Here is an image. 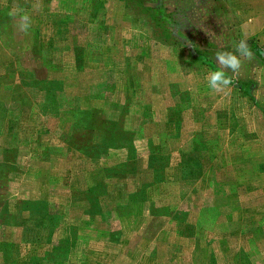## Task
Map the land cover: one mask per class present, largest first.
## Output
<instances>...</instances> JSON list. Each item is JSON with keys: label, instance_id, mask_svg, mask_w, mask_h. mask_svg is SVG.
Returning a JSON list of instances; mask_svg holds the SVG:
<instances>
[{"label": "rangeland", "instance_id": "rangeland-1", "mask_svg": "<svg viewBox=\"0 0 264 264\" xmlns=\"http://www.w3.org/2000/svg\"><path fill=\"white\" fill-rule=\"evenodd\" d=\"M0 264H264V0H0Z\"/></svg>", "mask_w": 264, "mask_h": 264}, {"label": "clouds", "instance_id": "clouds-1", "mask_svg": "<svg viewBox=\"0 0 264 264\" xmlns=\"http://www.w3.org/2000/svg\"><path fill=\"white\" fill-rule=\"evenodd\" d=\"M31 21L27 15L21 17V23L19 28L23 31H27L30 27ZM251 60L253 58V52L246 40H241L235 45V52H216L214 61L219 68L209 74L208 86L215 92H221L225 88L233 85L234 77L229 76L227 71H231L233 74L239 72L242 66V59Z\"/></svg>", "mask_w": 264, "mask_h": 264}, {"label": "trees", "instance_id": "trees-1", "mask_svg": "<svg viewBox=\"0 0 264 264\" xmlns=\"http://www.w3.org/2000/svg\"><path fill=\"white\" fill-rule=\"evenodd\" d=\"M251 86L252 85H249V84H245V85L240 84L238 86V90H240V92H242L243 95L247 96V95H249V89ZM251 100H253V99H251Z\"/></svg>", "mask_w": 264, "mask_h": 264}, {"label": "crops", "instance_id": "crops-1", "mask_svg": "<svg viewBox=\"0 0 264 264\" xmlns=\"http://www.w3.org/2000/svg\"><path fill=\"white\" fill-rule=\"evenodd\" d=\"M48 79H49L48 81H50V80H53L54 78H53V79L48 78ZM250 89H252V88H250ZM245 97L248 98V99H250V101H251L252 103H254L255 106H259V105L257 104V102L255 103L256 100H254V101L251 100V97H248V95L245 96Z\"/></svg>", "mask_w": 264, "mask_h": 264}]
</instances>
